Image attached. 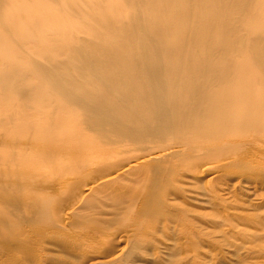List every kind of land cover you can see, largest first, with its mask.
Instances as JSON below:
<instances>
[{"label":"bare ground","instance_id":"6f19581e","mask_svg":"<svg viewBox=\"0 0 264 264\" xmlns=\"http://www.w3.org/2000/svg\"><path fill=\"white\" fill-rule=\"evenodd\" d=\"M11 1L0 0V20ZM245 1L116 0L113 14L94 16L91 46L68 50L75 70L50 58L48 42L39 63L28 36L5 38L11 28L0 27V49L18 53L0 56V106H12L0 111V264H128L127 246L154 247L158 228L172 232L171 252L182 253L170 255L194 262L201 237L186 209L175 210L180 182L224 211L214 181L264 178V48L253 46L252 56L228 49L242 40L230 13ZM104 31L109 43L101 47L104 40L94 39ZM204 43L211 52L201 50ZM103 50L112 58L106 66ZM106 205L124 222L96 232L94 215ZM208 254L210 262L219 257Z\"/></svg>","mask_w":264,"mask_h":264},{"label":"rangeland","instance_id":"374dc122","mask_svg":"<svg viewBox=\"0 0 264 264\" xmlns=\"http://www.w3.org/2000/svg\"><path fill=\"white\" fill-rule=\"evenodd\" d=\"M97 1L98 0H33V1L32 0H18V1L13 0L9 3L7 2V3H5L4 6H2L3 9L1 8L2 9V17L0 20V27L1 26L4 28L10 27L11 29L9 31L3 33L2 35H4L5 38L6 37H12L13 35L18 36V37L19 36H25V37L28 36L29 40L27 41V44L30 46H34L36 49V56L34 53H31V54L32 55L34 54L33 56H35L36 60H39V63H41V64H43V62L45 63V61H44L45 59L42 58V56L45 54V52H44V49L41 48L40 46L42 45L43 47H46L47 46L46 44L48 42V48L47 49L50 51L49 52L50 58L54 57L56 61H59L60 67H62L63 70H75L74 66H75V60L76 59L68 54V50L73 48V47L85 49V48H87L88 45L91 46V44L93 43L92 42L93 41V35L91 33L92 32L91 25L94 26V23L92 22L93 20H95L94 16L102 13L101 19L103 20V19H105L104 15H106L108 13L111 15L116 10L115 6L113 4L114 2H116V0H105L106 2H102V3H98ZM254 1H256V0H246L245 2H243V8H239L238 10H236L232 13L229 12L230 13V22L232 23L233 26H237L235 28L236 33L238 36H240V38L242 40L240 41V44L236 43V44L229 45L228 49L232 50V51H236V50H239V47H242L243 48V55H241V56L255 55V52H253V46L264 48V4L263 5H256V2H254ZM178 2H179V0H171L172 5H177ZM219 9L223 14L227 13L225 8L219 7ZM121 11H122V13L128 12L129 8L125 7ZM207 15H210V13L208 12ZM173 17L178 18L179 15L175 14V15H173ZM193 20L194 19L186 21L188 23V27L193 25V24H190ZM25 24H26V26H25ZM216 32H219V31H216ZM222 32H220V33H222ZM97 35H98V39H94V41L104 40L101 44H99V46L102 47V46H105L109 43V39L102 38V37H105L107 35V32L104 31V32L98 33ZM194 40H196V39H191L190 41H194ZM51 44H52V48L50 47ZM7 46H5V47L9 48L10 45H7ZM207 46H208V44L204 43L203 46L200 47L204 53L211 52L207 48ZM4 48L1 47L0 56L7 57L8 54L13 53L12 51H10L13 48V46L10 47V49H8V50H6L7 48H5V49ZM12 50L14 51V49H12ZM14 55H15V51H14L13 57H14ZM23 55H24V53H23ZM32 55L30 57V55H27V53H26L25 59H27L28 57L33 59L34 57H32ZM216 55L217 54H213L214 57ZM8 57H10V55ZM11 57H12V55H11ZM17 58H19V57H17ZM111 59L112 58L109 55L108 50H106V51H104L103 58L101 60V64L106 66V65L110 64L111 61L110 62H108V61ZM6 105H5V107H6ZM10 106L11 105H9L8 108ZM1 107H2V105L0 106V109H1ZM5 107H4V109L7 108V107L6 108ZM16 107H18V108H16ZM16 107L15 108L17 110L13 107L15 109V111H18V109L21 108L19 106H16ZM4 109H1L0 111L1 112L5 111ZM21 111H22V109H21ZM31 111L34 112L32 108H31ZM79 116H80V113H79ZM79 116H76V118L74 117V119H78L77 117H79ZM43 117H44V115H43ZM43 117L42 118L40 117V118L45 119V117L44 118ZM81 117H82V115L80 116V118ZM259 142H258V144H260ZM255 147H257V143L255 144ZM255 147H253V148H255ZM236 154H238V153H236ZM235 172L239 173L238 171H235ZM227 173L224 175L225 176L230 175L229 172H227ZM240 173L243 174V170L240 171ZM232 175L233 174H231V176ZM234 177H236V176H233V178H224L225 181L223 179H221V180H223V182L221 181L222 184L220 182H218L220 179H217L218 181L213 180L214 185L218 184L217 186H215V188H216L215 190H217V193H218V195H216V196L217 197L219 196L218 199H220L222 196V198H221V202L223 200L222 204L225 203L224 205H227V206H225L226 208L224 211H221L218 206H216V205L214 206V204L210 203L209 201L205 202L204 200L206 198L205 199L203 197L202 198H199V197L194 198L191 195V193H189L190 189H188V187H186L187 185L184 182H180L181 184L179 183L180 187H181L180 188L181 192L175 196V198L179 201V202H177V200L174 201L175 203H177V207L175 210H179L182 212V210L186 209V210H184L185 213L184 212H182V213L185 214L186 218L191 219L190 221L194 224L195 228H197V227L199 228V229L197 228L198 231L196 229L197 234L198 235L200 234V236H198V240L201 237V240L197 241V243L199 242V244L195 245V247L197 248L196 250L192 249L193 247L188 248L189 250L187 249L188 254H189L190 249L196 251L195 253L197 254L198 258L195 257V259L193 260L194 261L193 263H191L192 262L191 260L184 261V262H179L178 259L176 260L175 258L176 257L178 258V256L180 257L182 255V253H180L181 254L180 255V254H176V251L175 252L172 251L173 253L171 252V249L173 247L171 244L174 242V239H175L172 235V232L170 230L165 232L164 230L162 231V229L158 228V230H157L158 232H156V233H157V235L159 233V235H158L159 239L157 241H156V239L154 240V242L156 241L155 243H157V244H154V247H152V245H150L152 248L150 246L148 247L147 245H144V246L142 245V248L139 247V245H137L135 247L131 246V245H134V243H131L130 246H127V250H125L126 254H124V257L127 259L130 258V260L129 259L127 260V261H129L128 264H188L189 261H190L189 264H212L213 261L211 260L212 262H210L211 257L209 256L210 254L212 255V253L208 254L209 252H214V253L217 252L219 254V257L216 259V261H214L215 263L213 262V264H248L250 259L254 260L256 258L257 259L264 258V251H263L264 250V238L262 239V237H264V235H263L264 233L262 232V231H264V227H263L264 225L262 224V223H264V220H263L264 219V178H262L260 180L261 182L253 185V184H250L246 181L248 179H245V181L243 180L240 183L235 184L234 181H236V179H234ZM200 183L197 182L195 184V186L200 187L202 185ZM197 184H200V185H197ZM251 185H253L254 187ZM170 196H168L169 199H167V201H169L170 198L172 201L174 200V199H172V197L174 195L171 194ZM230 196H231V198L233 197L234 200H236L237 202L232 201L233 199H231ZM171 200H170V202H171ZM227 200L228 201L230 200V201L228 202ZM234 202H236V203L233 204ZM178 203H180V204H178ZM207 203H208V205H207ZM82 204L83 203H81L79 205V207L82 206L80 210H83V208H84L83 207L84 204L83 205ZM204 204H206V205H204ZM109 206L111 208L113 207L111 205H109ZM110 207H108L107 205L105 207H103L105 209L108 208L106 210V213H104L105 212L104 209H102V212H99L98 210L92 208L93 210H96L97 212H99V213H97L95 211V213L100 214V215H96L93 211L90 213L92 216H93V214L96 215V216L94 215V220L96 222L92 219L93 222L95 223L94 225H95L96 232L97 231L99 232L100 230L105 229V228H110V227L114 226L115 224L121 226L122 222H124L123 220L121 222V220H120L121 217H119V215L116 214L117 210L112 209L110 212L108 211V210H110L109 209ZM215 207H218V208H215ZM218 210H220V211H218ZM226 210L228 211V213ZM231 210H234V213L239 212L241 214V216L239 215V217H236L235 214H231V213H233ZM79 212H82V211H79ZM107 212H109L110 214H108ZM86 213H88V212H86ZM101 213H103L102 216H101ZM111 213H112V215H111ZM224 213L229 215V218L226 215L228 220L223 217V216H225V215H223ZM242 213H244L245 215ZM246 213H248V214H246ZM257 213L259 216H257ZM90 214H89V216H90ZM254 214H255V217L253 216ZM232 215L234 218L232 217ZM105 216H107V217H105ZM115 216L120 221H117L116 220L117 218ZM217 216H220V218L221 217H223V218L219 219ZM230 216L233 219H230L231 218ZM244 216H246V217H244ZM250 216H252L254 218H251L252 220H250ZM256 216L259 218L262 217L261 219L263 222L261 221V219L259 220V218H257ZM99 218H101V219H99ZM235 218H236V220H238V218H239L238 221H240V222L238 223L235 220ZM256 218H257V220H256ZM112 219L114 222L112 221ZM222 219L224 220V222ZM92 220H91V222H92ZM115 220L117 222H119V224ZM243 220H245V221H243ZM246 220H247V223H246ZM249 220H250V223H249ZM258 220H259V222H258ZM221 221H222V223H220ZM227 221L229 222V225H228V223H226ZM231 221H233V223H230ZM255 221H256V223H258L260 225L256 224ZM120 223H121V225H120ZM123 224H125V223H123ZM223 224H225V225H223ZM230 224L231 225L234 224V225L231 226ZM242 224H243L244 228H247L246 227L247 224L249 225L248 228H250L249 229L250 231L248 230V233L246 232L245 229H244L245 231L242 229V227H243ZM256 225H258V227ZM219 226H220L221 230L219 229ZM223 226L224 227L227 226V227L224 228ZM252 226H254V227H252ZM228 227L230 229H228ZM236 228H238V229H236ZM256 228H259V229H256ZM261 228H263V229H261ZM239 229H241L243 231H240ZM199 230H201V231H199ZM255 230L258 232H256ZM208 231H211V232L206 234V232H208ZM220 231H221V233H220ZM224 231H226V233ZM234 231L235 232L237 231V232L234 233ZM259 231H260V233H259ZM160 232L161 233L163 232V233L160 234ZM204 232H205V234H204ZM227 232L229 233V236L227 235L228 234ZM230 232L233 234H231ZM242 232L245 234H243ZM251 232H254V233L252 234ZM202 233H203V235H202ZM214 233H216V234H214ZM261 234H262V237H261ZM161 235L164 236V239L168 238L167 241H170V244H168L169 248L166 247L167 244L163 245L159 241V240H161V237H162ZM204 235H205V237H204ZM223 235H225V236L227 235V237H225ZM238 235H240L242 238H244V237L245 238L242 239L240 236L238 238ZM159 236H161V237H159ZM235 236H236V238H235ZM209 237H211V238H209ZM230 237H231V239H229ZM162 239H163V237H162ZM248 239H250V240H248ZM212 240H213V242H211ZM245 243H246V245H244V246H246V247L243 246V244H245ZM250 244L252 246H250ZM257 244L259 245V248H257L258 247ZM169 245H171L172 247ZM207 245H209V246L207 247ZM140 246H141V244H140ZM145 246H147V247H145ZM253 246H255V247H253ZM237 247L239 250H241V252L237 249ZM242 247H243V250H242ZM249 247H251V248H249ZM252 248H255V249H252ZM155 249L158 250L157 251L158 252L157 257L152 253L153 250H154L153 252H155ZM199 249H202V251L201 250L199 251ZM246 249L248 251H250V253H248V251ZM197 250H198V252H197ZM203 250H205L207 252H205ZM208 250H210V251L208 252ZM219 251L223 252V253H220ZM242 251L244 252V254ZM245 251L247 252V254ZM252 251L254 254L253 253L251 254ZM257 251H262V252H257ZM170 252L172 254L175 253L174 255L176 257L174 258V256L170 255L171 254ZM236 254L239 257L236 256ZM258 254H259V256H258ZM261 254H263V255H261ZM250 255H252V256H250ZM245 256H246V258H245ZM255 256H257V257H255ZM172 257L174 259H171ZM167 259L168 260L171 259V260L168 261ZM254 261H250L249 264H251V262H254ZM252 264H254V263H252Z\"/></svg>","mask_w":264,"mask_h":264}]
</instances>
